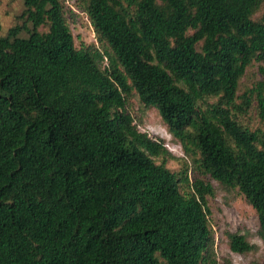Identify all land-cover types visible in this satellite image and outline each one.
Wrapping results in <instances>:
<instances>
[{
  "label": "trees",
  "instance_id": "1",
  "mask_svg": "<svg viewBox=\"0 0 264 264\" xmlns=\"http://www.w3.org/2000/svg\"><path fill=\"white\" fill-rule=\"evenodd\" d=\"M22 5L0 36V264H216L211 181L264 246V0H74L96 42L80 47L64 0Z\"/></svg>",
  "mask_w": 264,
  "mask_h": 264
},
{
  "label": "rangeland",
  "instance_id": "2",
  "mask_svg": "<svg viewBox=\"0 0 264 264\" xmlns=\"http://www.w3.org/2000/svg\"><path fill=\"white\" fill-rule=\"evenodd\" d=\"M64 3L75 14L69 22L74 46L95 45L92 28L85 15L75 8L74 0H64ZM22 9V0H0V36H4L15 24V19ZM129 112L136 129L152 140H161L163 147L173 156L174 160H168L166 167L171 170L180 168V160L183 157L180 145L169 135L156 111L152 108L143 109L136 98H132ZM210 184L214 194L207 198L206 206L209 211L215 263L264 264V246L256 236L257 220L254 211L235 192H225L213 181ZM226 233L244 235L253 249L243 254L232 253L228 248Z\"/></svg>",
  "mask_w": 264,
  "mask_h": 264
}]
</instances>
